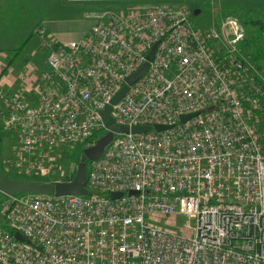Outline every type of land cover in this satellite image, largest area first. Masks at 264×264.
Wrapping results in <instances>:
<instances>
[{
  "label": "built area",
  "instance_id": "2783aa9c",
  "mask_svg": "<svg viewBox=\"0 0 264 264\" xmlns=\"http://www.w3.org/2000/svg\"><path fill=\"white\" fill-rule=\"evenodd\" d=\"M191 15L138 4L90 14L79 40L36 30L45 67L14 88L0 83L7 177L59 169L71 181L63 148L109 131L100 111L124 85L115 124L170 127L114 133L86 163V195L0 191V264H264V71L241 52L237 18L200 29Z\"/></svg>",
  "mask_w": 264,
  "mask_h": 264
},
{
  "label": "crops",
  "instance_id": "0c3cea01",
  "mask_svg": "<svg viewBox=\"0 0 264 264\" xmlns=\"http://www.w3.org/2000/svg\"><path fill=\"white\" fill-rule=\"evenodd\" d=\"M138 4L171 5L174 8L187 6L195 15L202 12L204 5H209L217 16L227 14L226 11L230 15L257 14L264 9V0H0L1 84L16 85L14 79L4 75L5 71L10 74L13 70L6 63L16 60L32 38L38 40L40 48V38L36 34L38 28L44 29L57 41H75L81 39L93 24L76 21L78 13L100 14ZM215 21L218 24L219 17Z\"/></svg>",
  "mask_w": 264,
  "mask_h": 264
},
{
  "label": "water",
  "instance_id": "95a60500",
  "mask_svg": "<svg viewBox=\"0 0 264 264\" xmlns=\"http://www.w3.org/2000/svg\"><path fill=\"white\" fill-rule=\"evenodd\" d=\"M156 49V43L152 45L149 52L146 55V62H144L141 67L131 75L126 78L127 84L133 83L139 77L142 76L145 69L149 65V61L153 59V55ZM127 91V85H124L120 90H118L111 103L107 105L104 109L100 111L103 123L109 128V131L100 137L91 146L85 147L82 150L83 155L88 161H92L101 156L105 146L112 140L113 134L118 132H132V133H144L149 131H162L169 128V125L164 124H154V125H132V126H119L114 123L111 117L112 104H115ZM196 115V113H190L185 115H180L179 119L181 122L186 121L190 117ZM86 182V163L82 162L78 165L76 173L71 181H55L52 183L38 182L35 180H17L10 179L0 170V191L13 196L17 193H33V194H54V195H86L88 194L85 188ZM134 190L129 191V194H135ZM121 193H111V198H116L121 196ZM15 236L21 240H24L19 233Z\"/></svg>",
  "mask_w": 264,
  "mask_h": 264
},
{
  "label": "rangeland",
  "instance_id": "374dc122",
  "mask_svg": "<svg viewBox=\"0 0 264 264\" xmlns=\"http://www.w3.org/2000/svg\"><path fill=\"white\" fill-rule=\"evenodd\" d=\"M105 5L106 4H104V6ZM224 16L235 17L240 22H241V19L245 17V15H237V14L236 15L222 14V15L217 16V12H214L210 8L209 5H206V6L204 5V7L202 8V12L200 14H197V15L192 14L191 19L193 20V23L195 24V26L197 28L210 29L217 24V21H215L217 17H219V20H220ZM75 19L78 22H92L93 23L95 21V18L92 16H89V14H87V13H83V14L78 13L75 16ZM46 57H47V54L44 51H42L38 46V40H36L35 38H32L30 40V44L26 47L25 50H23V52L21 54H19V56L16 60L12 59L10 62L6 63L7 67L13 68V70L10 72V74L8 73V71H5L4 75L8 74L11 79H14V81L17 82L18 80H20L21 76L29 74L33 68H35L38 71L42 70L45 67ZM171 70L173 72H175L174 67H172ZM10 86H12V85H10ZM16 86L17 85H15L14 87H16ZM81 146L82 145L68 146V147L63 148V150H62L63 155L60 156L61 163L63 162L62 165L60 164L63 171L67 170L68 167L71 165V163L76 164V167H78V165L80 163H77V161H75V160L69 161L67 155L75 153V157L76 158L78 157V159H79L81 157L80 156L81 151L83 150V148ZM5 148L6 147L4 145V142H2V140H0V168H1V160L3 158H5L6 156L10 155L8 153L9 150L7 151V149H5ZM88 163H89V161L87 162V164ZM11 177H13V176H11ZM61 178H62V174L58 169V170H55V172H53L51 174H48L46 176L37 177L34 180L38 181V182L52 183L55 181H62ZM2 199H4V195L0 194V201ZM157 223L160 226H164V227L168 226L167 219L161 218V219H159V221Z\"/></svg>",
  "mask_w": 264,
  "mask_h": 264
},
{
  "label": "trees",
  "instance_id": "16d2710c",
  "mask_svg": "<svg viewBox=\"0 0 264 264\" xmlns=\"http://www.w3.org/2000/svg\"><path fill=\"white\" fill-rule=\"evenodd\" d=\"M226 13L229 14L228 11ZM241 23L245 27L246 37L240 44V50L257 68L264 71V9L257 14L245 15L241 19ZM81 147L84 149V145ZM67 156L69 161L75 160L77 163L88 162L82 151L79 159L75 157V153ZM68 179V177L61 178L63 181Z\"/></svg>",
  "mask_w": 264,
  "mask_h": 264
}]
</instances>
